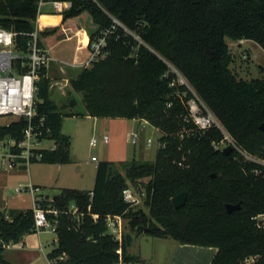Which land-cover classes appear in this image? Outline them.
Segmentation results:
<instances>
[{"label":"trees","instance_id":"obj_1","mask_svg":"<svg viewBox=\"0 0 264 264\" xmlns=\"http://www.w3.org/2000/svg\"><path fill=\"white\" fill-rule=\"evenodd\" d=\"M39 0H0V28L18 34L15 49L26 52L28 34L36 27ZM62 24L40 32V45L58 44L64 29L84 28L90 41L115 16L145 43L132 56L131 37L109 41L110 56L84 69L70 83L82 95L83 116L146 121L163 133L154 161L100 162L92 190L65 189L52 201H41L56 228L54 264H141L128 251L127 240L109 234L106 218L129 219L132 231L172 238L181 245L217 248L211 264H264V165L237 150L229 155L214 148L223 138L217 129L184 133L186 107L178 97L184 87H171V63L188 80L247 155L264 160V78L245 80L230 68L233 55L227 39L252 40L264 50V0H72ZM82 20L81 23L78 21ZM45 41V42H44ZM70 55H61L71 59ZM264 73V69H260ZM42 69L36 99L38 121L44 118L55 151L39 161L70 162L71 142L62 133L64 113L78 101L70 95L60 106L52 98V78ZM25 119L0 126V139H23ZM133 186L145 193L149 213L124 200ZM93 196H90V193ZM184 193L186 204L175 209L173 198ZM240 205L228 213L226 206ZM74 208L71 210V208ZM36 232L34 211L0 212V264L6 247ZM121 253H118V250Z\"/></svg>","mask_w":264,"mask_h":264},{"label":"rangeland","instance_id":"obj_2","mask_svg":"<svg viewBox=\"0 0 264 264\" xmlns=\"http://www.w3.org/2000/svg\"><path fill=\"white\" fill-rule=\"evenodd\" d=\"M42 14H55L51 4L45 5L41 8ZM41 26L54 27L61 22V16L41 15L39 18ZM79 23L82 20L78 21ZM82 29V28H81ZM80 28L74 29L65 28V38L56 45H50L45 42V48H51L55 55H70L78 46V39L76 32ZM81 33H85L81 31ZM81 36V35H80ZM229 45L233 44V40H226ZM16 55H21L14 51ZM73 53V54H74ZM67 59V58H65ZM264 66V56L253 53L252 61L250 62V69L252 76L255 78H264V73L260 72L259 66ZM235 69L239 66L236 64ZM50 74L54 79L62 81L69 78L70 81L77 77L79 71L64 73L62 68L53 65ZM10 75L8 72H1V76L6 77ZM53 91L52 98L60 106L67 104L70 95L75 97L78 104L74 108H67L63 112L73 114L64 119L62 132L70 137V162L67 164H46V163H32L29 167L20 173H10L14 170H8L6 166L0 169L1 171H8V187L4 189L3 202L0 208L16 209L20 211H27L34 209L35 197L40 198L41 201H52L55 196L60 195L65 189H72L78 191H89L94 188L97 166L100 162H126L132 160L138 161H154L157 151L159 149L160 138L163 133L158 128L150 123L141 122L137 119L125 118H94L91 116H83L85 114V106L82 101V95L75 93L72 89L71 83L65 88V94L59 93L57 88L51 89ZM17 120V117L3 116L0 117V126L9 125ZM139 133L137 144L132 141L134 133ZM107 135L110 139L108 144L103 142V136ZM98 139L97 146L90 145L92 138ZM148 140L151 143L148 144ZM6 152L4 146L0 145V155ZM93 157L97 160L93 161ZM17 170V169H16ZM38 188L35 194H32L30 187ZM18 188H23L20 195L17 193L10 194V191H15ZM129 188H135L130 186ZM135 211L143 209L147 214L149 209L144 204V199L137 205H134ZM130 220H124V231L130 233L134 239L135 244L128 247V251L132 255H138L139 250L142 251V257L146 264H166L171 253V247H164L159 250L155 245V238L148 233L138 234L132 231ZM57 235L53 231V227L42 229L33 233H28L23 237V240L17 244H11L4 250L3 258L6 262L11 264H49L47 258L48 254L56 247ZM170 241H174L169 238ZM40 245L43 246V251L40 250ZM156 253V258L151 261Z\"/></svg>","mask_w":264,"mask_h":264},{"label":"built area","instance_id":"obj_3","mask_svg":"<svg viewBox=\"0 0 264 264\" xmlns=\"http://www.w3.org/2000/svg\"><path fill=\"white\" fill-rule=\"evenodd\" d=\"M93 1L96 2V0ZM48 4H51L55 14L60 15L73 7L72 0H39L37 3L39 15L35 30L28 34L30 39L27 43L26 52L15 49L17 33L0 28V117L13 115L18 120L25 119L27 121L23 139H0V145L4 146L6 150L4 154L0 155V169L3 166H6L8 170L27 169L30 164L41 160L45 151L51 152L57 149V142L50 137V129L46 126L44 118H40L38 121L35 120L38 116L36 99L42 69L46 70L47 77L50 76V70L53 65L60 66L65 73L66 71L73 72L78 70L81 72L84 69H91L95 63L110 56L109 41L112 39L118 41L122 36L131 37L134 40L132 56H136L138 48L141 45H145L144 41L135 32L130 30L115 16L107 13L111 19V25L108 28L100 31L93 41H90L89 36V42L86 46L79 43L71 59L58 57L54 55L51 49L40 45L39 34L44 30V27L39 22V18L42 15L40 10ZM78 33L76 35L79 37ZM14 51H17L21 55H16ZM164 61L169 67L166 75L175 76L170 86L185 88L182 92L179 91L177 95L186 107L184 121L185 123L192 124L193 129L184 131L181 136L183 137L184 133L188 134L190 132L202 136L211 129H217L223 134V138L213 144L216 150L224 152L226 148L232 147L233 150H237L247 160L259 161L264 165V160L260 161L255 157L247 155L236 145L234 139L220 120L199 97L188 80L171 63L166 60ZM1 72H8L10 75L3 77L1 76ZM69 83V78H65L62 81L52 78L50 88H57L59 93L65 94V88ZM138 139L139 133L136 132L132 136L133 143L137 144ZM102 140L105 144H108L110 141L107 135H104ZM98 142V139L94 137L91 139L90 145L95 147ZM150 143L151 140H148V144ZM160 147H163L161 143L159 144ZM92 160L96 161L97 159L93 157ZM29 189L32 194L39 191L38 188L33 186ZM23 191L25 189L18 188L13 193L20 195ZM90 196H93L92 192ZM123 196L126 202L134 206L145 198V193H137L133 189L127 188L124 190ZM40 202V198L35 197L33 209L35 230L41 231L42 229L53 227V231L56 233L55 225L49 220L48 216H57L59 214L58 209L52 206L45 209L40 205ZM72 209L74 208L72 207ZM124 220L125 218L121 215H109L106 218L109 234L120 243H122L126 235ZM40 246V250H43V246ZM118 253H121L120 249ZM49 264H54V261L49 260Z\"/></svg>","mask_w":264,"mask_h":264},{"label":"crops","instance_id":"obj_4","mask_svg":"<svg viewBox=\"0 0 264 264\" xmlns=\"http://www.w3.org/2000/svg\"><path fill=\"white\" fill-rule=\"evenodd\" d=\"M42 15L61 16V22L58 26H60L62 24L63 15L48 14V13L42 14ZM58 26H54V27H58ZM42 27H44V29L48 28L47 26H42ZM80 31L86 32L88 37H89V34H88L86 29H84V28L80 29L79 33H80ZM79 37H80V35H79ZM48 49H51V48H48ZM229 49H230V52L233 55V59H234L231 66H230L232 71L239 78H242L245 80H251V79L257 78V77L254 78L252 76L251 69H250V62L252 61V57H253L254 52H255V54L264 56V50L256 42H254L252 40H246V39L239 40V41H233V44L229 45ZM56 56H58V55H56ZM58 57H60V56H58ZM236 64L239 66L238 70H236L234 67ZM261 68L264 69V66L260 65L259 69H261ZM50 76L52 77L51 74H50ZM52 78H54V77H52ZM69 139H70V137H69ZM70 142H71V140H70ZM22 171H24V168L17 169V170L15 169L14 171H12L10 173H20ZM8 173H9L8 171H1L0 172V206L2 205V202H3L2 199L4 197V189H7V187H8V176H9ZM10 194H13V191H10ZM10 210H16V209H10ZM10 210L0 208V212L7 213ZM154 238L156 240L155 245L159 250L163 249L164 247H171V253H170V256H169L166 264H211L215 255L217 254V251H218L217 248H213V247L181 245L176 241H170L169 237H167V238H156V237H154ZM135 242H136V239H134L133 245L135 244ZM41 251H43V250H41ZM138 253L139 254L137 256L142 259L141 264H146L145 259L142 257L141 249L139 250ZM47 258H48V256H47ZM155 258H156V253H154L153 257H151V259H152L151 261H154ZM120 264H124V263H120Z\"/></svg>","mask_w":264,"mask_h":264},{"label":"water","instance_id":"obj_5","mask_svg":"<svg viewBox=\"0 0 264 264\" xmlns=\"http://www.w3.org/2000/svg\"><path fill=\"white\" fill-rule=\"evenodd\" d=\"M232 151H233V148L228 147L224 150V153L229 155ZM186 201H187V196L184 193H180L179 195L174 197L172 200L175 209L182 208L186 204ZM226 209L228 213H232L233 211L240 209V205L228 204L226 206ZM145 232H148V229H146ZM125 237L127 240V247H132L133 242H134V238L132 237V235L130 233H126Z\"/></svg>","mask_w":264,"mask_h":264},{"label":"bare ground","instance_id":"obj_6","mask_svg":"<svg viewBox=\"0 0 264 264\" xmlns=\"http://www.w3.org/2000/svg\"><path fill=\"white\" fill-rule=\"evenodd\" d=\"M77 32H79V30ZM78 35H81L80 38L78 39V44L81 43L82 45L86 46L89 42V37H88L87 33L86 32L81 33V31H80V33H78Z\"/></svg>","mask_w":264,"mask_h":264}]
</instances>
